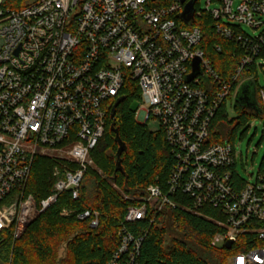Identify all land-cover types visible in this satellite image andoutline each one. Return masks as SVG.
Instances as JSON below:
<instances>
[{"label": "built area", "instance_id": "1", "mask_svg": "<svg viewBox=\"0 0 264 264\" xmlns=\"http://www.w3.org/2000/svg\"><path fill=\"white\" fill-rule=\"evenodd\" d=\"M9 1L0 0V236L13 230L19 239L66 192L80 199L109 112L135 83L136 120L158 124L174 165L167 187L149 186L140 205L128 208L125 223H154L164 208L180 207L174 197L181 193L190 199L184 211L219 212L224 230L213 247L255 235L256 246L234 254L228 264H264V175L241 182L232 171L235 145L210 142L220 108L231 94L235 100L243 74L264 59V0H208L204 11L200 0H39L19 10ZM191 1L195 15L187 23L182 15ZM207 18L216 36L240 50L229 80L201 48L198 22ZM243 25L260 32L248 35ZM196 59L201 74L189 82ZM260 97L264 110V91ZM47 157L56 163L54 192L38 201L27 188L36 160ZM77 218L91 220L94 229L100 223L91 210ZM118 237L106 264H141L145 235L123 226Z\"/></svg>", "mask_w": 264, "mask_h": 264}, {"label": "trees", "instance_id": "2", "mask_svg": "<svg viewBox=\"0 0 264 264\" xmlns=\"http://www.w3.org/2000/svg\"><path fill=\"white\" fill-rule=\"evenodd\" d=\"M37 1L14 0L9 1V5L19 10ZM205 21L198 22L203 33L201 48L205 58L224 80H229L241 57L240 50L216 36L210 20ZM217 46H221V52L216 51ZM248 84L257 94L260 92L257 80ZM124 95L114 119L111 113L115 104L112 106L105 137L92 152L101 174L90 168L81 185L80 199L74 200L70 192L62 194L19 239H14L13 230L4 232L0 236V264H106L119 245L118 234L123 226L134 234L145 235L141 264H228L231 255L256 246L255 235L244 234L231 250L224 246L213 247L214 237L224 230L218 225L222 220L219 212L212 208H205L200 214L184 211L182 208L189 205L190 199L181 193L174 197L180 207L164 208L154 223H125L128 208L140 205L149 186L167 187L174 162L163 131L152 132L136 120L137 109L132 108V104L140 100L138 86L128 84ZM234 101L237 118H229L227 103H224L210 128L211 143L234 144L239 128L246 126L251 118H263L262 103L251 108L238 102L237 97ZM121 145L124 151L118 157ZM55 165L49 158L36 160L27 194L41 201L54 192ZM236 170L237 164L232 171L237 179L246 183ZM258 174L264 175V158ZM64 209L76 214L63 218L60 213ZM86 210L99 213L100 223L96 229L91 227V220L77 218L78 213ZM63 248L65 257H60Z\"/></svg>", "mask_w": 264, "mask_h": 264}, {"label": "rangeland", "instance_id": "3", "mask_svg": "<svg viewBox=\"0 0 264 264\" xmlns=\"http://www.w3.org/2000/svg\"><path fill=\"white\" fill-rule=\"evenodd\" d=\"M208 0H200L198 3V9L204 11L207 9ZM239 2L236 1L235 7ZM216 7L215 3L211 5V9ZM241 29L244 33L253 36L258 34L260 30L254 31L250 27L245 25L241 26ZM234 51L238 50L234 48ZM260 65L264 66V59L257 62L256 67H253L250 72L244 73L242 76V81L239 84L238 91L248 84L249 81L257 80L258 81V90L264 91V70ZM257 89V88H256ZM254 88H252V101L255 105L261 103L260 92L257 94ZM235 101L234 99H229L227 101V111L230 119L237 118V113L234 108ZM140 107V102L135 100L132 104V108L138 109ZM143 113H138L140 118H143ZM150 131L155 132L159 130L158 124L154 121H150L148 124ZM234 145L236 152L238 154L237 159V174L240 179L245 182H254L256 179L259 169L264 158V115L263 118L255 117L251 118L248 124L244 127H241L237 130L236 137L234 139ZM48 155H64L63 153H54L50 152ZM50 160L54 161L52 158L47 157ZM91 169L96 170L101 174L100 167L94 162ZM63 217V216H61ZM64 218V217H63ZM222 247V246H220ZM234 255V254H233ZM231 255V256H233ZM230 256V257H231ZM60 257H65L64 248L60 251ZM229 257V259H230ZM228 259V261H229Z\"/></svg>", "mask_w": 264, "mask_h": 264}, {"label": "water", "instance_id": "4", "mask_svg": "<svg viewBox=\"0 0 264 264\" xmlns=\"http://www.w3.org/2000/svg\"><path fill=\"white\" fill-rule=\"evenodd\" d=\"M186 0H183L182 2H185ZM195 15V2L191 1L187 6L186 9L182 15V19L189 23L190 21L193 20ZM201 59H196L192 62V70L193 73L188 77V81L192 82L194 79H196V77H198L201 74ZM123 101V98L119 99L113 109H112V113H111V118L114 119L116 116V110L118 108V106L121 104V102ZM237 101L247 105L248 107H255V104L252 101V88L249 84L245 85L241 91H239L238 95H237ZM124 151V146L121 145L119 151H118V157H120V155L122 154V152ZM233 247V243L232 242H228L225 245V248L227 250H231Z\"/></svg>", "mask_w": 264, "mask_h": 264}]
</instances>
